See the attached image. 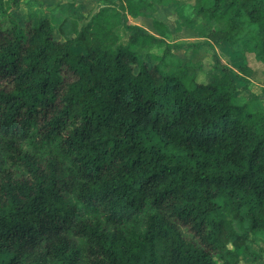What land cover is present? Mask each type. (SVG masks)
Instances as JSON below:
<instances>
[{
    "label": "trees",
    "instance_id": "obj_1",
    "mask_svg": "<svg viewBox=\"0 0 264 264\" xmlns=\"http://www.w3.org/2000/svg\"><path fill=\"white\" fill-rule=\"evenodd\" d=\"M20 1L0 0V264H79L76 240L91 264H237L247 236L264 245V109L166 44L153 56L161 21L118 35L168 0L107 3L59 38L49 16L16 22ZM191 8L264 68V0Z\"/></svg>",
    "mask_w": 264,
    "mask_h": 264
},
{
    "label": "rangeland",
    "instance_id": "obj_2",
    "mask_svg": "<svg viewBox=\"0 0 264 264\" xmlns=\"http://www.w3.org/2000/svg\"><path fill=\"white\" fill-rule=\"evenodd\" d=\"M108 4L118 6V0H21L17 7L12 8L10 16L21 25L35 21L38 16H49L55 27V37L59 38L56 27L64 20L67 21L65 31L69 30L71 19H79V25L85 23L98 9ZM193 0H168L165 5L156 6L150 17H127L125 25L118 29L121 42L125 40L129 26L143 29L149 34L156 35L153 21L164 23L169 36L159 48L151 53L158 57L162 55L165 44L171 47V53L182 63H188L197 70V80L205 83L211 74L229 75L236 87V97L240 102L249 103L252 108L264 109V68L261 64L249 58L244 61L242 54L235 48L225 44H216L210 37V26L205 25L194 16L191 5ZM209 5L210 0H204ZM82 19V20H81ZM0 27L6 29L9 22L0 16ZM144 57L143 53H140ZM153 60V59H152ZM148 59L151 65L153 61ZM10 170L13 168L8 167ZM219 214L229 219L221 208ZM249 251H237V264H264V245L255 238L247 236ZM82 247L79 264H91L87 248L83 241L76 240ZM229 248H232L229 246ZM252 253L259 255L255 258Z\"/></svg>",
    "mask_w": 264,
    "mask_h": 264
}]
</instances>
